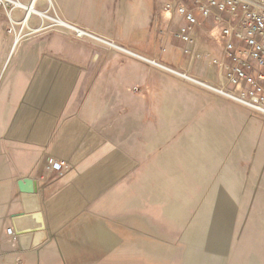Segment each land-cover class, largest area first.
I'll list each match as a JSON object with an SVG mask.
<instances>
[{
	"label": "rangeland",
	"instance_id": "374dc122",
	"mask_svg": "<svg viewBox=\"0 0 264 264\" xmlns=\"http://www.w3.org/2000/svg\"><path fill=\"white\" fill-rule=\"evenodd\" d=\"M120 8L118 0H0V228L15 235L0 232V264H264V116L157 66L150 106L138 86L109 81L120 71H103L108 53L119 55L122 77L142 60L60 22H118ZM184 58L187 71L159 64L207 85L205 71L219 79L208 62L197 73L195 58ZM55 162L62 173L50 170ZM110 166L118 168L96 172ZM26 181L30 211L19 188ZM16 213L28 223L26 245ZM87 224L115 249H94ZM189 229L202 235L192 242Z\"/></svg>",
	"mask_w": 264,
	"mask_h": 264
},
{
	"label": "built area",
	"instance_id": "2783aa9c",
	"mask_svg": "<svg viewBox=\"0 0 264 264\" xmlns=\"http://www.w3.org/2000/svg\"><path fill=\"white\" fill-rule=\"evenodd\" d=\"M188 1L192 10L179 0L164 5L166 13L186 20V27L174 34L189 45L187 55L203 58L217 69L219 79H211V90L222 95L233 93L234 100L264 116V6L249 0ZM202 27L211 31L220 53L201 39ZM50 170L62 173L64 168L55 162ZM7 234L15 236L12 229Z\"/></svg>",
	"mask_w": 264,
	"mask_h": 264
},
{
	"label": "crops",
	"instance_id": "0c3cea01",
	"mask_svg": "<svg viewBox=\"0 0 264 264\" xmlns=\"http://www.w3.org/2000/svg\"><path fill=\"white\" fill-rule=\"evenodd\" d=\"M167 1L169 0H118V4L121 6L119 10L120 16L118 22L104 21L102 25L91 24L90 26L88 25L81 26V28H79L81 30L84 29L85 32L92 35L91 37L92 40L103 45H105V43H103V41L105 40L107 42L126 41L128 42L129 47L132 48L133 46H135L134 47L135 49L129 48V50L124 49L122 51L131 55L134 58L142 60L141 62H143V64L140 62L137 63L136 61L129 62L128 70L126 74L127 76L122 77L120 75L123 74V72H121L122 61L113 59L118 57L119 55H116L117 53H108L106 55L107 60L104 62L103 71L106 72V70L109 71V69H113V70L116 69V71H120L119 72L120 74L117 78L113 76L114 73H111L112 76L108 78L109 81L112 82L115 80L116 82H118V84H122V79H123V85H121L122 89L123 88L125 89L124 86L125 84H127L128 85L127 88H129L130 91H131V87L133 89L134 86H138L140 89L143 90L142 98L144 99V105L147 106L153 105L152 83H153V78L155 79L157 77H155L156 76L155 71L152 70V66L154 65H152L150 62H148L145 59L152 60L158 63L162 62L171 67L177 66L179 70L181 68L184 71L188 70L187 62L189 63L190 61V60H185L184 58L187 55L186 51L189 45L185 44V42L182 39L174 35L177 29L186 27L187 25L186 20L182 17H179L176 14L166 13L164 11V5ZM179 1L187 9L189 10L193 9L188 0H179ZM199 20L201 19L199 18ZM199 35L201 39L205 40L209 45H211V47L217 53L221 52L220 44L213 37V34L211 33L210 30L202 27L199 31ZM86 38L91 39L90 37H86ZM137 44L140 46H138ZM193 57L195 58V62L193 63V68L197 73H199V69L201 68V66H204V63L205 65H207L209 62L203 58H197L195 56ZM49 61H51L52 66L60 65V67H62L61 68L62 70L63 68L65 69L66 67L64 63L58 62L56 60L49 59ZM67 68L76 69L73 66H68ZM203 75L205 77H208L209 80H211L210 76L212 77V75L210 72L205 71ZM154 90L156 91V88H154ZM197 103H198L197 106L199 107L200 102L198 101ZM125 104L129 106L131 103H125ZM154 105H157V102L154 103ZM182 118L188 120L189 116L186 115L185 117ZM115 162H117V160ZM111 168L112 166L97 167L96 172L101 177L103 176V174L105 175L106 173H108ZM114 168H118V167L114 166L112 169ZM1 195L2 194L0 191V196ZM21 202H22V207L25 210L22 199ZM11 220L13 221L12 218ZM5 221L6 220H4L3 223ZM85 226L88 227L87 228L88 233L91 232V234L95 235L94 242H92L91 245L92 247H94V249H98V251L99 250L107 251V252L109 251L108 253H110V251H113L115 249L116 246H114L115 245L114 238L112 236H109L110 245H109V249L106 250L103 247V242L101 238V236H103V232L99 230L98 226L94 224H87ZM0 232L4 235V237L6 238L9 237L6 231H1V228H0ZM27 243L28 241L23 244L26 245Z\"/></svg>",
	"mask_w": 264,
	"mask_h": 264
},
{
	"label": "bare ground",
	"instance_id": "6f19581e",
	"mask_svg": "<svg viewBox=\"0 0 264 264\" xmlns=\"http://www.w3.org/2000/svg\"><path fill=\"white\" fill-rule=\"evenodd\" d=\"M2 1V0H1ZM254 1H256L257 3H260V4H262V5H264V2L263 1H260V0H254ZM34 2V1H33ZM8 4V3H7ZM18 6V5H17ZM20 6V5H19ZM24 7V6H23ZM26 8V7H25ZM60 25L61 26H63L64 28H66V29H68V30H70V31H73V32H76L77 34H78V36L79 37H92V35H90L89 33H87V32H85L84 30H81V29H79V28H77V27H74V26H72V25H69V24H67V23H65V22H60ZM96 37V36H95ZM19 39V38H18ZM17 39V40H18ZM92 39V38H91ZM97 39V38H96ZM193 39L195 40V42L197 43V36L194 34L193 35ZM20 40V39H19ZM101 41V40H100ZM103 43H105V45H109L110 47H113V48H117V49H120V50H124V49H122V48H120V47H117L116 45H114V44H112V43H109V42H107V41H103ZM15 46V45H14ZM129 55V54H128ZM145 60H147L148 62H150L152 65H154V66H157V67H159V68H162L163 70H166V71H168V72H170V73H173V74H175V73H177V75L179 76V77H182V78H184V79H187V80H190V81H192V82H194V83H196V84H198V85H202V86H204V87H207V88H209V89H211V87H209V85H207V84H204V83H201V82H199V81H196L195 79H192V78H190V77H188L187 75H185V74H181V73H178V72H175L174 70H172V69H170V68H168V67H165V66H163V65H160L158 62H155V61H152V60H148V59H145ZM224 96H226V97H228V98H232V99H235V95L233 94V93H229V94H227V95H224ZM237 99V98H236ZM21 198H22V201H23V204H24V207H25V211H30V210H32V208H33V200H34V197H33V195H27L26 193H21ZM233 209H232V207H231V209H230V211L228 212V217H229V220L230 221H232L233 220V216H234V214H233V211H232ZM22 218H14L13 219V221H14V224H15V227H16V230H17V234L20 236V238H19V240H21L20 242L23 244V243H25V242H27L28 241V237H26V236H24L25 234V231L27 230V222L26 221H24V220H21ZM98 232V231H97ZM91 233V232H90ZM93 235V234H92ZM200 235H202L197 229H195V230H189L188 231V233H187V237L189 238V240H191L192 242L194 241V240H196L197 239V237H199ZM101 238H102V242H103V247H104V249H106V250H108L109 249V243H110V237H109V235H107V234H105V233H103V236H101ZM36 242H38V240H36L35 242H34V245H36ZM195 249H196V251H197V254H198V257L199 258H201L200 256H201V252H202V247H201V245L198 243V246H195ZM194 249V250H195ZM158 255V254H157ZM214 260H208L207 262L208 263H210V264H213L214 262H213ZM192 263V262H191Z\"/></svg>",
	"mask_w": 264,
	"mask_h": 264
},
{
	"label": "water",
	"instance_id": "95a60500",
	"mask_svg": "<svg viewBox=\"0 0 264 264\" xmlns=\"http://www.w3.org/2000/svg\"><path fill=\"white\" fill-rule=\"evenodd\" d=\"M19 188H20V191L21 193H29L32 191V186H31V182L30 181H26V182H19ZM25 215L24 214H15V215H12L11 218H21V217H24Z\"/></svg>",
	"mask_w": 264,
	"mask_h": 264
}]
</instances>
